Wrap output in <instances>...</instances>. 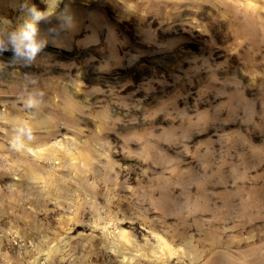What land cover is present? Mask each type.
<instances>
[{"label":"rangeland","instance_id":"rangeland-1","mask_svg":"<svg viewBox=\"0 0 264 264\" xmlns=\"http://www.w3.org/2000/svg\"><path fill=\"white\" fill-rule=\"evenodd\" d=\"M57 12L0 52V264H264V0Z\"/></svg>","mask_w":264,"mask_h":264},{"label":"clouds","instance_id":"clouds-1","mask_svg":"<svg viewBox=\"0 0 264 264\" xmlns=\"http://www.w3.org/2000/svg\"><path fill=\"white\" fill-rule=\"evenodd\" d=\"M60 0H46V6L41 10L30 3V0H23L20 10H27V17L19 23L13 24L7 20L8 30L6 32L7 47L0 44V52L10 51L13 57H19L23 60L31 61L40 53L46 42L38 38L39 24L46 22L51 17H56L63 24H70V17L57 12V5Z\"/></svg>","mask_w":264,"mask_h":264},{"label":"bare ground","instance_id":"bare-ground-1","mask_svg":"<svg viewBox=\"0 0 264 264\" xmlns=\"http://www.w3.org/2000/svg\"><path fill=\"white\" fill-rule=\"evenodd\" d=\"M230 264V262H228Z\"/></svg>","mask_w":264,"mask_h":264}]
</instances>
